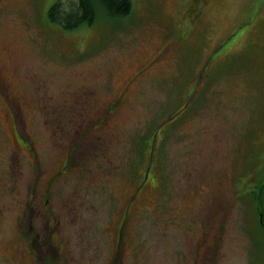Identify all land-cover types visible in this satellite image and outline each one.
I'll use <instances>...</instances> for the list:
<instances>
[{"label":"rangeland","instance_id":"rangeland-1","mask_svg":"<svg viewBox=\"0 0 264 264\" xmlns=\"http://www.w3.org/2000/svg\"><path fill=\"white\" fill-rule=\"evenodd\" d=\"M58 1L0 0V264H264V0Z\"/></svg>","mask_w":264,"mask_h":264},{"label":"trees","instance_id":"trees-1","mask_svg":"<svg viewBox=\"0 0 264 264\" xmlns=\"http://www.w3.org/2000/svg\"><path fill=\"white\" fill-rule=\"evenodd\" d=\"M64 1L65 0H59L54 6H52L51 10L48 12V15L49 22L51 24L54 23L59 25L63 30L68 32H73L86 25L92 27L96 24V21L98 22V20H110L112 23L117 24V22L126 20L127 17H129L132 13L131 0H70L72 2L75 1V4L68 10L63 9L65 6ZM191 96L190 99L193 98ZM115 109H113V111ZM156 134L157 131H155L154 134L150 136V138L153 139L152 148L156 140ZM22 142L26 145L25 139H23ZM148 175H150L152 178V171L151 173L146 171L145 181L146 179L148 180ZM258 225L260 228L264 229V221H261V218Z\"/></svg>","mask_w":264,"mask_h":264},{"label":"flooded vegetation","instance_id":"flooded-vegetation-1","mask_svg":"<svg viewBox=\"0 0 264 264\" xmlns=\"http://www.w3.org/2000/svg\"><path fill=\"white\" fill-rule=\"evenodd\" d=\"M6 89V86H4V90ZM114 109V108H113ZM2 209L0 208V211H1ZM48 213V215L50 214V212L48 211L47 212ZM51 215V214H50ZM50 215H49V217H50ZM51 218V217H50ZM33 230V226H32V224H31V226L29 225V228H27L26 230L25 229H23V231H22V233H23V235L24 236H26V237H28V236H30L31 235V231ZM53 231H56V230H53ZM53 233V232H52ZM56 234H58V233H56ZM59 235H61V234H59ZM58 235V236H59ZM50 236V235H49ZM52 240H53V238L50 236V237H48V242H47V245L50 247V249H53L57 254H55V258L57 259V258H60V256H61V253H58L59 251H60V249L59 248H57L55 245H54V243H52ZM54 246L56 247V248H54ZM61 247V246H60ZM219 250V249H218ZM54 254V253H53ZM213 255H215V259L214 260H212L211 259V261H216L217 260V255H218V252L216 251V250H214L213 251ZM16 256L18 257V258H20V259H22V258H24L25 257V254L24 253H16ZM34 261V262H33ZM33 262V264H44L43 263V261H41V263H40V261L38 262V260L37 259H33V260H30L29 261V264H31Z\"/></svg>","mask_w":264,"mask_h":264}]
</instances>
